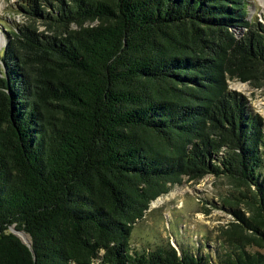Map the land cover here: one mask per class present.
I'll use <instances>...</instances> for the list:
<instances>
[{"label":"trees","instance_id":"1","mask_svg":"<svg viewBox=\"0 0 264 264\" xmlns=\"http://www.w3.org/2000/svg\"><path fill=\"white\" fill-rule=\"evenodd\" d=\"M17 1L0 54V264H264V120L229 86L264 89L249 0ZM208 175L250 213L234 212L225 253L131 248L151 204Z\"/></svg>","mask_w":264,"mask_h":264},{"label":"rangeland","instance_id":"2","mask_svg":"<svg viewBox=\"0 0 264 264\" xmlns=\"http://www.w3.org/2000/svg\"><path fill=\"white\" fill-rule=\"evenodd\" d=\"M249 2L250 18L257 17L264 23V5L259 0ZM19 11L17 0H0V54L7 45L9 29L16 28L25 19ZM245 32V29H239L237 38H242ZM229 86L232 92L245 96L249 110L264 120V89H255L236 80L229 81ZM239 192L244 191L225 176L208 175L198 180L184 178L169 194L158 199L161 200L159 204H151L144 219L135 225L131 248L145 252L171 245L178 253L201 251L213 257L215 253H225V244L233 241L228 232L233 229V223H238L234 212L250 217ZM236 197L241 201H236Z\"/></svg>","mask_w":264,"mask_h":264},{"label":"bare ground","instance_id":"3","mask_svg":"<svg viewBox=\"0 0 264 264\" xmlns=\"http://www.w3.org/2000/svg\"><path fill=\"white\" fill-rule=\"evenodd\" d=\"M263 5H264V0H259ZM158 201V200H157ZM161 202V200H159L158 202H154L153 203V205L155 204V205H157V204H159ZM21 232V231H20ZM21 236H22V238L23 239H25V240H29L28 239V237L25 235V233H23V232H21V233H19Z\"/></svg>","mask_w":264,"mask_h":264},{"label":"water","instance_id":"4","mask_svg":"<svg viewBox=\"0 0 264 264\" xmlns=\"http://www.w3.org/2000/svg\"><path fill=\"white\" fill-rule=\"evenodd\" d=\"M16 234H18L19 236H20V234H19V232H15ZM21 237V236H20ZM22 238V237H21ZM23 239V238H22ZM23 241H24V243H26L27 245H30V241L29 240H25V239H23Z\"/></svg>","mask_w":264,"mask_h":264}]
</instances>
